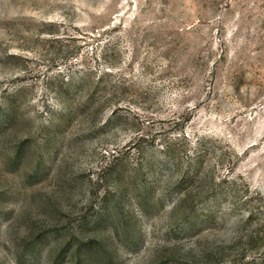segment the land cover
Returning <instances> with one entry per match:
<instances>
[{
    "label": "rangeland",
    "instance_id": "374dc122",
    "mask_svg": "<svg viewBox=\"0 0 264 264\" xmlns=\"http://www.w3.org/2000/svg\"><path fill=\"white\" fill-rule=\"evenodd\" d=\"M0 264H264V0H0Z\"/></svg>",
    "mask_w": 264,
    "mask_h": 264
}]
</instances>
